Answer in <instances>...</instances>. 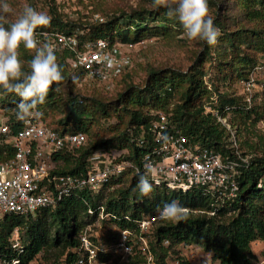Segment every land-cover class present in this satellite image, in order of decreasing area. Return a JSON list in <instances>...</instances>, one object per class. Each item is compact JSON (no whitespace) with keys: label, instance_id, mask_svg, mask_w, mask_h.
Here are the masks:
<instances>
[{"label":"trees","instance_id":"1","mask_svg":"<svg viewBox=\"0 0 264 264\" xmlns=\"http://www.w3.org/2000/svg\"><path fill=\"white\" fill-rule=\"evenodd\" d=\"M231 1L245 19L253 23L251 29L227 33L217 15L215 26L222 33L218 43L209 46L201 41L203 51L187 72L152 70L142 89L129 87L110 105L96 100L86 103L71 96L75 86L83 81V72L70 66L72 52L55 51L64 81L52 86L39 111L43 113L41 123L60 135L82 133L86 137V143L74 152L65 150L52 155L51 160L55 163L52 174L84 175L88 160L98 152L125 151L126 154L117 160L140 165L150 148L147 128L154 119V112L165 114L171 128L179 130L190 144L231 157L230 131L205 109L215 96L217 104H211V107L218 110L222 118L228 119L239 148L254 154L247 161L248 167L238 173L235 199L217 206L214 198L203 195L200 189L183 193L155 187L151 182L153 191L149 196H143L137 189L142 174L126 176L127 172L112 179L97 194L83 189L33 216L5 215L0 223V264H11L15 260L18 264H33L39 257L43 264H70L76 256L78 234L96 221L100 210L121 231L136 234L138 222L159 216V209L173 200H179L188 209L189 219L180 223L159 219L153 224L149 246L157 264H166V258L177 254L175 248L181 245L199 248L218 264H252L258 260L251 246L264 243V134L259 129V124L264 121V95L260 105L253 103L247 108L244 100L231 96L227 87L247 80L258 58L264 56V0ZM225 2L210 0V5L219 13L227 11ZM165 13L164 8L141 9L126 19L110 18L102 24L83 26L63 20L51 8L50 26L37 31L73 35L80 42L109 39L137 44L150 38L172 39L184 29L176 18H169ZM46 42L50 44L49 40ZM218 46L230 60H219L217 74L212 78L204 64ZM21 53L27 71V61L31 60L32 53L22 47ZM57 87L59 92L55 91ZM19 102L20 97L15 93L0 90V110L9 117L10 135L21 126L16 116ZM226 108L229 110L225 111ZM58 111L63 115L55 123H44L46 117ZM111 113L117 120L116 126L109 130L106 138L93 136L96 115L109 118ZM256 128L258 133H254ZM4 139L0 137V163L11 160L15 154ZM248 153H241V156L245 158ZM114 186L118 187L110 190ZM105 190H108L107 194ZM15 230L16 240L23 250L20 255L12 247ZM50 257L53 260L49 263ZM143 263L142 256L135 252L123 264Z\"/></svg>","mask_w":264,"mask_h":264},{"label":"built area","instance_id":"2","mask_svg":"<svg viewBox=\"0 0 264 264\" xmlns=\"http://www.w3.org/2000/svg\"><path fill=\"white\" fill-rule=\"evenodd\" d=\"M46 33L47 37L40 39L49 40L54 51L72 52L70 66L82 70L83 81L98 85H107L129 71L133 65V52L139 44L111 42L109 39L80 42L73 35ZM241 85L246 107L250 108L252 92L257 87L255 77L250 75ZM212 100L217 102L215 96ZM210 112L230 131L226 119L219 115L218 110ZM153 116L147 128L151 138L150 148L143 155L140 165L117 159L106 163L100 159L106 152H98L88 160L84 175H56L52 174L55 169L52 155L79 149L86 143L85 135H60L35 116L21 121L20 128L10 135L9 117L0 110V137H5L4 143L15 151L11 160L0 163V223L8 214L28 217L40 210L53 208L79 190L86 189L97 194L112 179L127 172L145 175L155 187L169 191L184 193L200 189L203 195L214 198L217 206L233 201L238 191V173L248 167L247 160L237 152L234 133L230 131L232 156H222L212 149L190 144L179 130L171 128L165 114L154 112ZM259 129L264 134V121L259 124ZM146 165L150 167L146 168ZM89 214L92 212L89 211ZM156 219L152 217L138 222V233L122 231L115 241L108 244L94 240L86 231H81L77 236L76 256L70 264H123L135 252L142 256L143 264H157L148 242ZM16 236L17 230L13 232L12 247L20 255L23 250ZM165 245L168 243L165 242ZM113 255L118 258L117 263L111 261ZM18 263L15 260L11 264ZM173 264H181V261L177 259ZM202 264L210 262L203 261ZM252 264H264V257Z\"/></svg>","mask_w":264,"mask_h":264},{"label":"rangeland","instance_id":"3","mask_svg":"<svg viewBox=\"0 0 264 264\" xmlns=\"http://www.w3.org/2000/svg\"><path fill=\"white\" fill-rule=\"evenodd\" d=\"M225 7L227 11H217L209 5L212 11V15L221 22V25L225 28L227 33H236L242 29H251L253 23L245 19V15L231 0H225ZM2 2V0H0ZM12 6V12L5 14L8 17V24L13 22L16 16L22 11L24 5H31L38 11H43L49 16L51 8L56 10L57 15L63 18V20L70 21L75 24L81 25H96L107 22L110 18L128 17L132 13L141 9H155L152 6V0H6ZM84 32H80L82 34ZM221 45V44H220ZM218 48L212 50L211 58L204 64L205 69L211 73V77L217 74L216 67L218 61H229L227 53ZM216 50V52H215ZM203 46L201 41L188 40L184 32L176 34L172 39L150 38L140 42L133 53V65L130 71L122 75L118 79L112 81L107 85H98L95 83H89L82 81L79 85L75 86L71 96H75L78 100H85L84 102H92L96 100L106 104H112L118 98V96L124 93L129 87H135L142 89L144 83L147 80L148 74L152 70L160 71L166 69L177 70L181 72H187L195 63L198 56L202 53ZM250 75L255 77V83L257 85L254 88L252 95V103L260 105L262 97L264 95V56L258 58L257 65L251 71ZM249 75V76H250ZM209 84L210 82L206 80ZM243 82V81H242ZM239 82L236 85H229L227 90L230 91L231 96L241 97L245 103V96L242 91V85ZM225 90V89H224ZM69 92V91H67ZM213 100L205 106L207 112H210L214 108L211 107ZM246 105V104H245ZM251 107V106H250ZM63 114L61 112H55L46 117L44 123H55ZM37 120H40V116H35ZM96 125L94 126L92 133L93 136L97 135L106 138L109 130L113 126H116L117 120L113 113L109 118H105L100 114L96 115ZM226 123L230 128L228 119ZM234 134L233 129L230 128ZM256 128L254 133H258ZM98 139V138H94ZM236 141V139H235ZM254 142V140H252ZM237 152L248 153V149L239 148V141H236ZM239 144V145H238ZM100 152L99 154H104ZM126 154L125 151H110L106 152L104 159L106 163L114 162V160L120 158ZM253 153H248L244 158L247 161L253 158ZM131 172H128L126 176H131ZM125 176V177H126ZM114 186L110 190L117 188ZM108 190H105V194ZM159 220V216L154 223ZM82 231H86L87 234L94 240L100 241L103 244L115 241L120 232H122L106 215L100 210V214L95 222L86 225ZM150 234V233H149ZM151 236L148 237L150 242ZM252 251L256 255L257 259L264 257V243L252 244ZM177 254H170L166 258V264H173L175 260H180L181 264H202L203 261H208L210 264H218L212 259V256L204 254L199 248L195 246L181 245L175 248ZM52 256V254H50ZM111 261L117 263L118 258L112 256ZM53 257H50L49 263L52 262ZM44 263L39 257L33 264Z\"/></svg>","mask_w":264,"mask_h":264},{"label":"clouds","instance_id":"4","mask_svg":"<svg viewBox=\"0 0 264 264\" xmlns=\"http://www.w3.org/2000/svg\"><path fill=\"white\" fill-rule=\"evenodd\" d=\"M152 4L166 9L169 18H176L188 40L202 41L209 46L218 43L222 33L215 26L209 0H152ZM12 11L6 0L0 2V90L20 97L16 116L20 121H27L30 117L43 115L39 107L46 103L52 86L64 81V76L53 47L40 39L48 34L37 31L49 27L51 17L26 4L8 24L5 14ZM21 47L32 53L31 60L27 61V71L21 58ZM55 91L59 92L60 88ZM137 189L143 196L151 194L153 187L147 176H140ZM159 219L171 223L186 222L188 209L179 200H173L159 209Z\"/></svg>","mask_w":264,"mask_h":264}]
</instances>
